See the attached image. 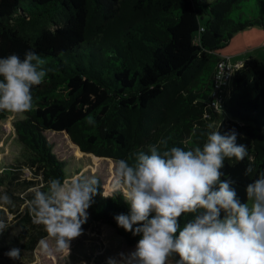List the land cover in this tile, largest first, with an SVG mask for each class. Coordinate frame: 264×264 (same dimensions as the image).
Returning a JSON list of instances; mask_svg holds the SVG:
<instances>
[{
  "label": "trees",
  "instance_id": "1",
  "mask_svg": "<svg viewBox=\"0 0 264 264\" xmlns=\"http://www.w3.org/2000/svg\"><path fill=\"white\" fill-rule=\"evenodd\" d=\"M245 1L0 0V57L23 59L34 50L50 69L32 88V109L13 122L25 163L0 169V188L19 206L26 201L15 213L22 251L32 253L48 234L30 214L34 192L46 191L49 179L67 178V162L47 131L68 134L83 153L131 163L133 154L147 152L150 144L167 141L168 148L188 150L202 146L209 131L235 129L252 160L226 159L221 179L231 176L246 201V185L264 172V56L246 57L221 109L209 105L220 48L246 27L264 28V0L247 11ZM9 113L0 111V119ZM250 162L255 171L245 176ZM24 164L32 169L31 178L22 175ZM94 179L97 192L88 218L137 245L141 237L114 219L130 213L122 191L105 193L103 179ZM13 202L6 204L10 211L18 208ZM4 217L0 207V221ZM191 218L182 216L181 225Z\"/></svg>",
  "mask_w": 264,
  "mask_h": 264
},
{
  "label": "clouds",
  "instance_id": "2",
  "mask_svg": "<svg viewBox=\"0 0 264 264\" xmlns=\"http://www.w3.org/2000/svg\"><path fill=\"white\" fill-rule=\"evenodd\" d=\"M45 64L34 50H27L23 59L17 54L0 57V111L23 114L32 109V88L50 71ZM238 135L235 129L224 134L209 131L202 146L188 150L168 148L167 141H160L148 145L147 152L134 153L131 163L120 160L122 183L117 190L130 213L114 219L141 238L129 256L109 257L107 264H168L169 258H175V264H264V172L246 185V201L240 199L231 176L221 179L226 159L252 160L247 145L237 142ZM254 171L250 162L244 174ZM96 185L89 178H53L46 191H35L28 202L33 222L44 225L57 251H70L71 241L82 234ZM0 203L12 200L5 193ZM185 214L192 218L181 225ZM6 229L0 221V234ZM40 244L48 248L45 240ZM5 255L20 259V249Z\"/></svg>",
  "mask_w": 264,
  "mask_h": 264
},
{
  "label": "rangeland",
  "instance_id": "3",
  "mask_svg": "<svg viewBox=\"0 0 264 264\" xmlns=\"http://www.w3.org/2000/svg\"><path fill=\"white\" fill-rule=\"evenodd\" d=\"M211 1V0H205ZM257 0H247L243 3L244 11ZM237 10L232 15L237 16ZM220 52L238 53L231 56L232 61L242 60L250 55L264 56V28L260 25H252L241 31L234 33L231 40L219 50ZM222 114V112H220ZM22 114L10 112L5 118L0 119V169L4 165L12 163H25L22 148L16 139L14 120ZM47 135L54 142L55 152L67 162V178L65 181L71 182L77 177L94 179L100 177L104 181L105 193H110L121 185L122 180L118 173V162L83 153L72 143L64 132L47 131ZM22 175L27 178L32 177V169L24 164ZM7 194L0 188V195ZM21 195L25 192L21 191ZM8 195V194H7ZM11 200L16 201L11 197ZM12 201V202H13ZM26 201L18 206L14 211L8 210L6 204L0 203V207L5 209V215L1 221L7 225V229L0 234V264H107L109 257L121 259L120 254L125 257L135 251L136 245H128L124 238L109 224L94 222L87 218L82 225V234L73 239L70 243V251H57L55 241L47 234L41 240H45L48 248L41 246L40 242L32 253L22 251L19 247L20 230L15 221V213L24 207ZM89 211L87 209V217ZM18 235V236H17ZM12 248L20 249V259L13 260L5 255ZM168 264H175L171 259Z\"/></svg>",
  "mask_w": 264,
  "mask_h": 264
},
{
  "label": "built area",
  "instance_id": "4",
  "mask_svg": "<svg viewBox=\"0 0 264 264\" xmlns=\"http://www.w3.org/2000/svg\"><path fill=\"white\" fill-rule=\"evenodd\" d=\"M243 61H232L231 56L221 55L213 74V87L209 99V105L215 110L222 107L226 91L229 89L235 71Z\"/></svg>",
  "mask_w": 264,
  "mask_h": 264
},
{
  "label": "crops",
  "instance_id": "5",
  "mask_svg": "<svg viewBox=\"0 0 264 264\" xmlns=\"http://www.w3.org/2000/svg\"><path fill=\"white\" fill-rule=\"evenodd\" d=\"M238 53V51H233V52H228V53H225V52H221L222 55H228V56H233V54H236ZM245 59V58H244ZM244 59L242 60H237V61H243Z\"/></svg>",
  "mask_w": 264,
  "mask_h": 264
}]
</instances>
